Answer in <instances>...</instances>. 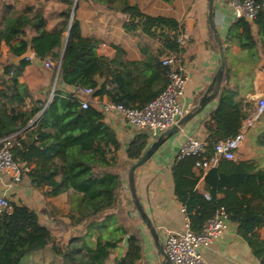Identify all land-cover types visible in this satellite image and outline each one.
I'll use <instances>...</instances> for the list:
<instances>
[{"label": "trees", "instance_id": "trees-1", "mask_svg": "<svg viewBox=\"0 0 264 264\" xmlns=\"http://www.w3.org/2000/svg\"><path fill=\"white\" fill-rule=\"evenodd\" d=\"M62 1L65 6L52 20L56 26L51 30L48 18L34 4L26 5L23 12L11 13L9 18L0 17V53L5 44L12 58L20 57L31 44L36 58L50 59L55 68L60 65V80L65 85L92 88L94 97L108 96L110 102L130 109H142L163 93L171 70L163 65L164 55L174 53L182 62L184 49L179 38L184 29L180 22L148 15L138 5L126 2L118 9L129 17L124 24L126 32L158 41L161 46L143 61L116 63L98 55V43L83 36L76 16L70 22L75 0ZM252 24L259 29L257 37ZM230 37L240 42L243 51L257 59L263 57L264 10L253 22L240 18L232 26ZM29 65L30 60L0 65V137L21 134L19 145L12 149L14 161L27 164L29 170L24 174L33 186L47 187L49 197L68 193L70 217L74 220L73 214L77 215L75 220L84 224L86 233L74 237L69 245H57L36 211L12 203L13 212L0 218V264H21L25 256L48 246L62 257V264H106L128 235L126 254L114 264H139L143 256L140 237L120 224L118 213L105 215L117 206L123 183L121 171L125 170L116 131L105 122L102 111L91 105L84 109L75 94L57 91L49 103L32 99V107H28L18 85ZM225 76L229 80L226 66ZM100 77L109 79L108 84L114 87L108 89ZM236 96L229 84L220 90L218 105L206 123L207 158L214 155L218 142L240 132L242 122L254 110V105L248 106ZM148 140L147 134L137 136L127 150L128 158L139 160ZM261 140L264 145V133ZM199 160L185 156L173 169L175 193L186 208L191 229L200 232L224 209L229 221L239 224L240 234L264 264V241L252 237L258 227L264 226V167L224 160L235 162L230 174L220 172L218 166L197 172ZM203 175L206 188L200 192L197 185ZM254 200L260 201L259 209H251Z\"/></svg>", "mask_w": 264, "mask_h": 264}, {"label": "crops", "instance_id": "crops-1", "mask_svg": "<svg viewBox=\"0 0 264 264\" xmlns=\"http://www.w3.org/2000/svg\"><path fill=\"white\" fill-rule=\"evenodd\" d=\"M32 1L35 2L32 4H36V10L48 18L49 29H53L56 25L52 20L56 19L64 8L63 1ZM237 1L239 0H216L213 22L225 52V66L229 69L230 78L228 80L224 75L222 87L229 84L236 92V98L251 106L264 97V56L260 59L253 57L248 51L241 49L237 39L230 37L232 26L240 19L236 14ZM28 2V0H0V17L9 18L13 12H23ZM126 2L130 5H138L148 15L170 17L180 22L184 29V50L181 57L188 79L181 103L189 112L192 111L211 85L221 63L219 45L209 23V1L75 0L74 16L80 23L83 36L98 43V55L116 63L143 61L149 53H156L161 46L158 41L151 42L148 38L133 36L126 32L124 24L129 21V17L118 11ZM252 32L254 36H258L259 29L254 24H252ZM12 57L7 45L3 44L0 65L13 62ZM108 80L106 77L99 78L101 83L108 84ZM113 87L108 84V89ZM18 88L26 99L28 107H32V99L46 100L49 103L57 91L66 94L77 92L76 88L67 86L60 80V68L54 66L47 69L44 61L36 58L35 53L30 65L19 79ZM88 100L90 105L99 111L102 105L110 102L108 96L103 98L92 96ZM215 104H218V97L180 128L179 132L167 139L152 158L135 172L136 197L158 230L161 242L167 232L182 233L186 229L189 217L185 206L176 196L173 169L182 159L179 158L180 150L188 137L196 136L204 142L209 137L206 123L216 108ZM104 116L105 122L116 131L121 144L120 161L125 166V170L121 171L123 183L117 206L107 211L105 215L118 213L121 217L120 224H124L130 232L140 237L143 256L139 264H163L164 258L134 203L130 189L129 170L137 160H130L127 150L135 138L142 133L117 115L104 114ZM263 133L264 116L247 131L246 141L237 152L236 161L254 162L264 167V145L261 140ZM153 141L149 137L143 154ZM234 163L222 160L218 170L230 174ZM196 171L199 172L198 169ZM25 179L22 184H14L9 176L1 177L0 195L8 197L16 205H25L36 211L41 223L51 231L57 245H69L74 237L86 233L84 224L75 220L78 216L73 214L74 220L70 217L68 193L51 198L46 194L47 187H35L27 176ZM205 186V175H203L197 189L205 192ZM260 206V201L254 200L251 203L253 210L259 209ZM252 237L264 241V226L258 227ZM48 248L53 250L51 246L45 249ZM126 251L127 248L123 245L117 248L111 257L113 264L123 257ZM202 253L208 264H263L248 241L240 234L239 224L232 221H229L228 229L211 246L202 249ZM56 256L58 257L56 263L62 264V257Z\"/></svg>", "mask_w": 264, "mask_h": 264}, {"label": "built area", "instance_id": "built-area-1", "mask_svg": "<svg viewBox=\"0 0 264 264\" xmlns=\"http://www.w3.org/2000/svg\"><path fill=\"white\" fill-rule=\"evenodd\" d=\"M264 10V0H244L236 2V14L239 18H245L253 22L259 13ZM179 43L184 44V37L179 38ZM10 62L9 65H13ZM47 69L53 68L55 64L50 60H44ZM163 65L171 68L168 77L169 84L156 99L151 101L142 109H130L121 104L112 102L101 106L104 114H114L133 126L138 132L147 134L154 141L163 133L174 127L189 112L181 103L184 94L187 76L181 60L174 53L164 55ZM60 65H58V69ZM92 88L77 89V95L82 101V107L90 106L88 98L94 96ZM264 116V97L257 100L254 110L242 122L240 132L227 140L218 142L214 149V155L205 157V142L196 136H190L180 150L179 158L185 156L200 157L196 163V169L209 171L217 167L222 160H236L237 152L246 141V133ZM29 125V127H31ZM20 133L7 137H0V178L9 176L14 184H20L26 176L29 168L26 163L15 162L12 149L20 143ZM209 197V194H206ZM13 212L10 199L0 195V218L5 214ZM229 227V214L220 210L213 219H210L200 232L191 229L190 221L182 233L167 232L162 237V244L172 264H208L204 259L202 249L211 246Z\"/></svg>", "mask_w": 264, "mask_h": 264}, {"label": "water", "instance_id": "water-1", "mask_svg": "<svg viewBox=\"0 0 264 264\" xmlns=\"http://www.w3.org/2000/svg\"><path fill=\"white\" fill-rule=\"evenodd\" d=\"M209 1V23L210 26L213 29V35L214 38L219 45L220 49V57H221V63L220 67L214 76L211 85L207 88L202 98L199 100L198 105L190 112H188L177 125L160 135L155 141H153L149 146L148 149L145 151V153L142 155V157L137 160L129 170V177H130V189L131 193L134 198V203L144 221L148 229L150 230V233L153 235L156 245L158 246V249L161 253V255L164 258L163 264H172V262L169 260L165 249L163 247V244L160 239V234L156 227L153 225V223L150 221L149 217L146 215L142 205L139 203L137 197H136V190H135V172L137 169L142 167L146 162H148L152 156L156 153V151L169 139L173 134H176L179 132L180 128L184 127L187 123H189L195 116H197L199 113H201L205 107L211 103L214 99H216L220 93V90L222 88V81L225 75V52L222 47V42L220 40V37L216 31V28L214 26L213 22V10H214V4L216 0H208ZM76 4L73 7L72 13H71V19L70 22L72 23L74 14H75ZM34 57V51L32 48V45L29 44L28 49L26 53H24L20 57H14V64H20L22 61L25 60H31ZM218 104H215L217 106ZM130 236H126L123 242V247L128 248V240ZM106 264H113L112 260L109 259Z\"/></svg>", "mask_w": 264, "mask_h": 264}, {"label": "rangeland", "instance_id": "rangeland-1", "mask_svg": "<svg viewBox=\"0 0 264 264\" xmlns=\"http://www.w3.org/2000/svg\"><path fill=\"white\" fill-rule=\"evenodd\" d=\"M28 1L29 4L35 3L32 0ZM34 5L36 6V4ZM25 178L26 176L22 178V182L20 184L26 181ZM57 259L58 257L56 256L55 252L51 248H48L28 254L27 256H25V258H23L21 264H57L55 261Z\"/></svg>", "mask_w": 264, "mask_h": 264}]
</instances>
